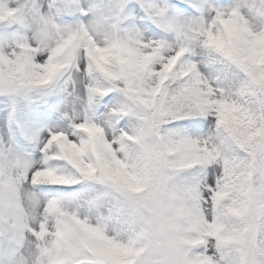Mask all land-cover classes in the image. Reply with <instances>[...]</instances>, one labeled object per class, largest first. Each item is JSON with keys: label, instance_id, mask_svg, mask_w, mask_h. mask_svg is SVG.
<instances>
[{"label": "snow or ice", "instance_id": "snow-or-ice-1", "mask_svg": "<svg viewBox=\"0 0 264 264\" xmlns=\"http://www.w3.org/2000/svg\"><path fill=\"white\" fill-rule=\"evenodd\" d=\"M0 264H264V0H0Z\"/></svg>", "mask_w": 264, "mask_h": 264}]
</instances>
